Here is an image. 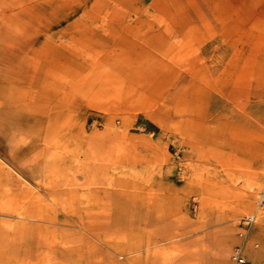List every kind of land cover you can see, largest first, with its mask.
Returning <instances> with one entry per match:
<instances>
[{
    "label": "crops",
    "instance_id": "1",
    "mask_svg": "<svg viewBox=\"0 0 264 264\" xmlns=\"http://www.w3.org/2000/svg\"><path fill=\"white\" fill-rule=\"evenodd\" d=\"M212 8L227 63L204 18L0 26V264H264V0Z\"/></svg>",
    "mask_w": 264,
    "mask_h": 264
},
{
    "label": "rangeland",
    "instance_id": "2",
    "mask_svg": "<svg viewBox=\"0 0 264 264\" xmlns=\"http://www.w3.org/2000/svg\"><path fill=\"white\" fill-rule=\"evenodd\" d=\"M225 1L226 3L236 2L237 0H0V26L3 32H16L18 28H24L26 20L32 19L33 29L39 28L40 22L53 23L58 20L72 21L73 18H96V19H135V18H172L183 21L186 18L206 19V23L200 27L208 33L212 42L209 43V50L218 49L217 40L222 39L220 35L224 34L222 45L224 50L220 51L226 56L211 57L207 59L209 64L217 62H226L229 60L227 54L232 47L229 45V35H231L232 26L221 22L233 12L238 13L241 21L248 14V10H228L212 8L214 5ZM243 2L245 0H239ZM213 3V4H212ZM264 15V11H257ZM230 17V16H229ZM184 23V22H182ZM226 23V22H225ZM206 25V26H205ZM101 27V26H98ZM184 27V26H183ZM242 42L248 40V35L243 34ZM12 29V30H10ZM221 37V38H220ZM243 50L244 48L241 47ZM246 57H241V61ZM260 184H258L253 193L256 194ZM255 199V195H254ZM264 211H259L256 220Z\"/></svg>",
    "mask_w": 264,
    "mask_h": 264
},
{
    "label": "built area",
    "instance_id": "3",
    "mask_svg": "<svg viewBox=\"0 0 264 264\" xmlns=\"http://www.w3.org/2000/svg\"><path fill=\"white\" fill-rule=\"evenodd\" d=\"M256 211L244 215L239 220V232L241 237H245L251 224L256 221V217L259 211H264V181L261 182L258 188L255 199H254ZM231 264H250L242 253L241 246H236L233 248L231 253Z\"/></svg>",
    "mask_w": 264,
    "mask_h": 264
}]
</instances>
